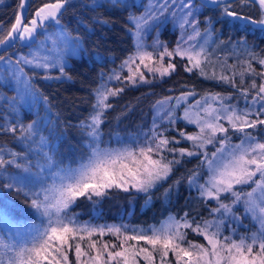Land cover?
<instances>
[{"label":"snow or ice","instance_id":"1","mask_svg":"<svg viewBox=\"0 0 264 264\" xmlns=\"http://www.w3.org/2000/svg\"><path fill=\"white\" fill-rule=\"evenodd\" d=\"M210 3L221 9L222 16L230 17L234 21H242L245 25H254L264 31V0H239L242 5L258 3L259 19L234 11V3L226 0H210ZM68 4L69 0L45 3L36 10L31 19L25 22L27 18L24 12L28 0H19L18 11L14 14L15 22L6 33L0 25V46L4 47L5 52L17 41L31 47L30 42L36 41L40 30H47L52 23L60 25L63 10ZM141 6L144 11L140 15H129L127 21V30L136 45L135 52L130 54L121 65L128 70L129 75L122 78L114 73L109 77L110 80L126 79L128 83L135 85L138 78L141 83H150L140 71L141 65L150 73L159 72L161 76H166L176 68L171 62L172 58L179 56L188 62L184 68L186 72L195 69L204 79L215 80L237 89L247 107L238 109L237 105L226 103L232 99L231 96L206 93L200 100H196L195 104L188 105L182 116H176L175 109L190 96L195 95L194 92L182 93L175 97V104L164 109L167 122L174 127L178 120H183L187 124H195L199 129L198 132L188 134L181 130L180 139L169 138L165 136L164 131L157 130L159 125L154 122L152 134L145 137L143 144L137 143L134 148H101L100 125L103 123L106 109L111 107L107 101L110 96H116L124 90L101 85L95 90L93 111L80 124L82 132L89 138L86 158L82 157V162L76 168L57 166V170L50 173L53 177L52 184L45 186L43 179L40 178L36 182L39 185L37 187L31 182H25L18 175L9 174L10 168H15L20 173L30 172L29 157L16 151H8L5 155V150L0 148V177H3L0 179V189L15 192L34 213L42 218L40 225L34 226V234L27 242L15 246L0 241V250H2L0 264H69L68 252L73 246L76 264H138L137 257L142 258L146 264H153V254L157 250L161 264H168L167 257L170 252L176 257V264H264V135L255 131L264 126V71L257 72L251 63L255 60L261 68H264V56L249 50L247 41L240 39L232 46L234 49L243 48L249 59L242 61L244 67L240 72L235 71V64L227 65L226 69V61L211 60L204 45H200L198 50L194 44L185 47L189 41L202 35L199 22L195 18L196 10L188 0H180L179 3L177 0H147V3ZM170 9L171 15L177 17L179 27L184 30L187 25L192 31L186 33L187 39L182 35L174 49L169 50L164 47L163 51L158 53L161 61L165 56L169 58L166 67L163 64L152 67L150 65L156 60L157 54L146 50L142 35L160 21L161 16L167 19L165 14ZM206 24L211 27V19L207 20ZM235 27L240 29L239 25ZM205 33L207 34L205 43H207L212 32L209 28H205ZM59 39L66 46H70L73 52L80 46L79 37H73L65 30H61ZM227 43L232 44V41ZM134 64L135 71L132 68ZM26 67L33 70L31 75L26 71ZM52 69H56L59 75H50ZM36 70H42L43 74L40 78L43 80L71 79L62 57L53 59L33 53L31 56L20 55L13 61L11 57L0 55V80L5 84L10 83L15 88V94L11 97L0 95V100H4L8 112L14 115V122L10 125H0V129L12 133L17 140L28 143L30 150L32 145L38 146L36 151H40L39 146H44L43 163L37 161L36 166L51 169L55 161L53 152L47 150V139L43 136L36 139L40 132L39 114L36 113L37 119L28 124L20 120L23 107L26 106L31 111L41 101L45 108L49 104L48 97L42 95L35 87ZM226 70L232 71L233 75L225 74ZM236 75L241 77L239 84L234 80ZM245 75L259 76L260 82L257 83L252 79L248 86H244ZM252 91H255V95H252ZM172 99L166 97L157 104L163 106ZM254 105L258 107L253 109ZM249 129L253 131L250 132ZM17 132H19L18 136ZM234 134H238L239 143H231ZM182 140L191 142V147H171L181 144ZM209 145L215 150L209 152ZM165 153H172L173 158L168 159ZM184 157L200 158L199 171L193 170L188 177L189 186L198 187L203 200L216 202L217 206L211 209L210 214L219 213V219L204 220L201 224L190 222L185 214L179 220L170 218L160 227L151 228V234H148L149 230L128 234L121 227H96L77 223L69 214L70 208L78 198L103 197L113 188L123 192L135 190L148 193L159 181L167 179L174 171V166L180 164ZM205 167L207 179L204 183L197 184L200 171ZM237 186H249L251 191ZM229 197H231L230 201ZM240 204L244 206L245 217L250 214L252 219L260 224L259 231L249 237H241L239 241L230 236L221 238L224 217L231 216L232 220L240 221V217L236 215ZM7 206V203L0 199V211ZM181 229H191L197 235L203 236L207 247L191 241L188 242V247H183L181 242L186 239L187 234ZM106 233H111L120 240L119 245H111L112 249L118 248V250H110L106 242L102 244V248L98 247L101 242L91 239L95 235L103 237ZM85 240H87V248L94 252V255L82 248L81 242ZM130 241L134 243H129ZM140 241L149 245L151 250L138 246Z\"/></svg>","mask_w":264,"mask_h":264},{"label":"trees","instance_id":"2","mask_svg":"<svg viewBox=\"0 0 264 264\" xmlns=\"http://www.w3.org/2000/svg\"><path fill=\"white\" fill-rule=\"evenodd\" d=\"M49 2H55V0H28L25 22L34 16L39 7ZM138 2L140 3L136 6L132 2L128 3L123 0H116L115 3L111 0H69V4L63 10L59 26L71 36L80 39L77 55L75 57L69 56L67 59L66 71L71 79L43 80L40 78L43 72L36 70L35 87L39 89L42 95L48 97L49 104L45 108L41 101L31 111L25 106L20 112V120L24 124L37 119L36 113L39 114L40 132L36 139H39V136L45 137L48 150L54 154L55 164L53 168H48L49 171L57 170V166L59 168H73L82 162V157L86 158L89 138L82 132L80 124L93 111L95 90L101 85H106L108 88L111 86L124 89L118 95L110 96L107 101L111 107L106 109L103 123L100 125L101 148H134L137 143L143 144L145 137L151 136L154 122L159 125L157 130L164 131L165 136L169 138L180 139L178 130L191 132L190 134L198 132V128L192 125L184 126L180 120L173 127L162 115L159 119L154 118L152 114L154 109L158 107L157 101L168 96L178 97L182 93L194 92L195 95L190 96L187 101L195 102L206 93H220L232 97L230 102L226 101V103L235 104L238 109L247 107L244 98L237 89L215 80L204 79L195 69L192 72H186L184 68L188 62L179 56L173 57L171 60L176 65L174 71L166 76H154L150 80L147 79L150 83H141L138 78L135 85L128 83L126 79L110 80L109 77L114 73L119 74L122 78L129 74L127 69L122 68L121 65L130 54L135 52L133 38L127 30V21L129 15H137L138 12H141V5L144 2L143 0H138ZM190 3L197 10L195 18L199 22V30L202 33L200 37L204 35L205 28L208 27L212 32L211 42L208 44L209 48L214 51L217 59L226 61V69L227 65H233L232 62L235 59L237 60L234 63L236 65L235 71L240 72L244 67L242 61L249 59L243 48L234 49L232 46L240 39L247 41L249 50L264 56V39L238 30L235 27L236 21L232 20L231 23L228 18L213 13L212 7L199 4L197 0H190ZM18 5L19 0H0V25L3 26L5 33L15 20L14 14L18 11ZM209 19L212 21L211 27L206 24ZM55 28L53 23L50 24L47 30H40V35L36 39L44 40L45 37L49 36V32H53ZM159 33V44L163 43L164 47L169 50L176 47L180 39V32L175 26H170L169 22L165 21ZM228 41H232V44H228ZM36 43L34 41L31 48ZM29 48V46L17 41L14 46L7 49V52L0 51V55H6L15 61V56L18 53L27 51ZM251 63L257 72L264 71V68H261L255 60H252ZM27 71L31 75L33 70L27 69ZM49 74L59 75L58 72L54 73V71ZM225 74L233 75L230 70H226ZM240 79L239 75L234 77L237 84H239ZM252 79L259 83L261 78L245 75L244 86H248ZM5 89L7 90L5 91ZM13 90H15L13 85L5 84L3 80H0V95L11 97ZM252 95H255V91H252ZM255 107L258 105H254L253 109ZM12 122H14V115L8 112L4 100H0V125H10ZM248 131L253 130L249 129ZM255 131L264 135V126ZM16 135L18 136L19 132ZM239 142L238 134H234L231 143ZM37 147V145H32L30 150L28 143L21 142L12 133L0 129V148L5 150V155L8 151H16L29 157L30 172L20 173L15 168H10L9 174L18 175L25 182H31L38 187L36 182L42 178L44 183L47 177L44 176L43 170L36 166L37 156L40 153V151H36ZM172 147L190 148L191 142L182 140L181 144L172 145ZM208 150L211 152L215 149L209 145ZM171 155L173 157L172 153ZM199 159V157H184L180 164L174 166L172 174L167 179L159 181L148 193L136 192L135 190L123 192L113 188L103 197L78 198L69 212L75 220L81 221V223L91 222L100 227H121L126 232L129 230H134V232L147 230L149 227H156L170 218L179 220L185 214H187L186 218L190 222L201 224L204 220L219 219V213L210 214L211 209L217 206L216 202L203 200L200 197L199 188L189 186V175L193 170L199 171ZM205 169L206 167L200 171L197 184L202 183V180L206 178ZM237 187L251 191L249 186ZM0 199L8 205L0 211V239L7 233L13 235L17 231H26L29 227L40 225L42 218L34 213L15 192L0 189ZM230 200L231 197H229ZM238 208L239 211L236 212V215L240 217V221L232 220L231 216L224 217V223L221 226V238L230 236L239 241L241 237H249L252 233L259 231L260 224L254 221L250 214L245 217L243 204L238 205ZM181 231L187 234L186 239L181 242L183 247H188L189 241L207 247V242L203 236L197 235L191 229H181ZM91 239L100 241L98 247L101 248L103 243H108L110 250H118V248L112 249L111 245H119L120 243V240L111 233H106L103 237L95 235ZM85 241L87 245V240ZM129 243L134 242L130 241ZM86 245L82 243V248L94 255L95 253L91 252L90 249H85ZM138 246L151 250L150 246L145 245L143 241H140ZM68 255L69 264H76L74 246ZM106 258L107 254L105 253ZM81 259H85V257H81ZM137 262L138 264H146L140 257H137ZM167 262L168 264H176V257L171 252L167 257ZM153 264H161L158 250L153 254Z\"/></svg>","mask_w":264,"mask_h":264},{"label":"rangeland","instance_id":"3","mask_svg":"<svg viewBox=\"0 0 264 264\" xmlns=\"http://www.w3.org/2000/svg\"><path fill=\"white\" fill-rule=\"evenodd\" d=\"M111 1H113V0H111ZM123 1H127L128 3H131L132 2L136 6H138V3H140V2H138V0H123ZM143 2L144 3H142V4H146L147 3V0H143ZM179 2H180V0H177V3H179ZM188 2H190V1L188 0ZM143 11H144V8L142 7L141 12L140 13L138 12L137 15H140ZM177 11H179V10L177 9ZM165 15H166L167 19H165L164 16H161L160 21H158L155 24H153L142 35V40H143V43L145 45L146 50H148V51H154V53L157 54L156 55V60L154 61V63L152 65H150L152 67H159L160 64H163L166 67L167 66V63L169 62V58L167 56H165L162 61L159 59V56H158V53L161 52V51H163V49H164L163 43L162 44H159L158 43V45H157V42H158V37H159V34H160L159 32H160L161 26H162V24L165 21L166 22H169V25L170 26H175L177 28V31L179 30V32H180L179 33V38L180 39H181V36L182 35H184V38L187 39L186 33H190L192 31V29L190 27H188L187 25L185 26V29L184 30H182L179 27V22H178L177 17H174L173 15H171V9ZM55 27L56 28L53 30V32H51V31L49 32V36L48 37H45L44 40H42V39H38L37 40L36 39V42L37 43L34 44L32 46V48L30 47L29 50L24 51L25 53L24 52L18 53L15 56V59L17 57H19L20 55L31 56L33 53H38L41 56H49V57H52L53 59L56 58V57H62V59L66 62V65H67V59H69L68 57L69 56L75 57L77 55V49H76L75 52H73L70 46H66L59 39V33L61 32V30H64V29L61 26H57V25H55ZM206 37H207V34L204 31V35L202 37H199V38L197 37L195 40L189 41L188 45H185V47H188V46L194 44V45L197 46V50H198V48H199L200 45H204V47L206 48V51H207L210 59L213 60V61H220L219 59H217L215 57L216 55L213 53L214 51H212L209 48V45H208L211 42L210 39H211L212 36L210 38H208V42L207 43H205ZM134 47H135V50H136V45ZM236 61L237 60L234 59V62H232V63L234 64V63H236ZM136 63L138 64L139 61L137 60ZM135 67H136V65L134 64L132 66L133 71H135ZM217 67H219V65H217ZM27 69L28 68L26 67V71H27ZM38 71H42V70H38ZM53 71H54V73H57L58 72L56 69H52L50 72H53ZM140 71L144 74V76H148L147 78L145 77L148 80L152 79V77H154V76H156V77L161 76L159 74V72H151L150 73L147 70V68H145L143 65L140 66ZM128 75H125V76L127 77ZM110 88H113V87L110 86ZM11 94L14 95L15 94V90H13ZM168 97H172L173 99L170 100V101H167L165 105L161 106V105H159V104L156 103L158 107H156L154 109V111H153V114L152 115L154 116V118L159 119L161 117V115H162L166 119V116H164V114H166L165 111H164V109H168V108L171 107V105H173V104L176 103L174 96H168ZM162 100H165V98H163ZM162 100H158V101H162ZM227 102H230V101H227ZM190 104H195V102H193V101H186V102L182 103L179 108L175 109V114L178 115V116H182L184 114V109L186 107H188V105H190ZM157 113H159V115H157ZM201 115H203V113H201ZM180 121H181V124L184 125V126L185 125H192L193 127L197 128V126L195 124H187L183 120H180ZM178 131H180V130H178ZM190 133L191 132H189L188 134H190ZM171 147H172V145H171ZM39 148H41V150H40V153L37 156V158H38V161L40 163H43L42 153L45 150V148H44V146H39ZM114 149H122V148L117 147V148H114ZM165 155L168 157V159H172L173 158L172 155H171V153H165ZM77 166L78 165H76L73 168H76ZM40 169H42V168H40ZM42 170H43L44 176L47 177V179L44 181L45 186H47L49 184H52L53 183V177L51 176L50 173L52 171H56V170L49 171L48 168H46V167L43 168ZM205 171H206V174H205L206 178H204L202 180L203 181L202 183H204L205 180L207 179V168L205 169ZM69 214H70V212H69ZM70 215H72V214H70ZM76 222L77 223H80V224H88V225H91V226L100 227L99 225H94L91 222L81 223V221H77V220H76ZM164 222H166V220ZM162 223L163 222H161L156 227L157 228L160 227ZM153 227H155V226H151V227H149L147 229V230H149L148 231V234H151L150 233V229L153 228ZM33 228L34 227H29L26 231L25 230H23L21 232L20 231H17L15 233H13V235H10L9 233H7V235H5L2 239H0V241H3L5 243H7V244H12V245H15V246H19L20 244L27 242L30 239L31 235L34 234L33 233ZM138 231H141V230H138ZM127 233L128 234H133L134 233V230H132V231L129 230ZM82 243H84L86 245V241H84ZM85 249H87V245H86Z\"/></svg>","mask_w":264,"mask_h":264},{"label":"flooded vegetation","instance_id":"4","mask_svg":"<svg viewBox=\"0 0 264 264\" xmlns=\"http://www.w3.org/2000/svg\"><path fill=\"white\" fill-rule=\"evenodd\" d=\"M228 2V1H226ZM229 2L234 3V7L233 10L240 12L241 14L245 15V16H249L252 17L254 19H259L260 17V12H259V5L258 3H250V4H240L239 0H231ZM212 12L213 13H218L220 16L221 15V9L217 6L212 7ZM224 17V16H223ZM229 19V21L232 23V19L229 17H226ZM237 25L240 26V31H244L246 33H250V35L254 36L256 35L259 38L264 39V31H261L260 28L258 27H252L251 24L245 25L244 22L240 23L239 21H236ZM246 28V30H244Z\"/></svg>","mask_w":264,"mask_h":264},{"label":"water","instance_id":"5","mask_svg":"<svg viewBox=\"0 0 264 264\" xmlns=\"http://www.w3.org/2000/svg\"><path fill=\"white\" fill-rule=\"evenodd\" d=\"M202 3H204V4H206L207 6H211V5H213V4H211L210 3V0H200ZM226 1H231V0H226ZM28 9V8H27ZM25 14H26V11L24 12V16H25ZM14 22H15V20H14ZM13 22V23H14ZM240 22H242V21H240ZM252 27L254 28V27H256V26H254V25H252ZM0 51L1 52H3L4 51V47H2V46H0Z\"/></svg>","mask_w":264,"mask_h":264}]
</instances>
